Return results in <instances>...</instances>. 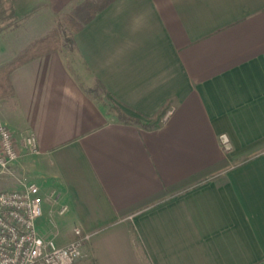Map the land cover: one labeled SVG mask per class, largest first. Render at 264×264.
<instances>
[{"label":"crops","instance_id":"1","mask_svg":"<svg viewBox=\"0 0 264 264\" xmlns=\"http://www.w3.org/2000/svg\"><path fill=\"white\" fill-rule=\"evenodd\" d=\"M76 1L0 0V66ZM73 43L12 70L0 99L39 150L15 173L68 207L56 244L78 226L74 264H264V0H114ZM114 108L165 113L143 128Z\"/></svg>","mask_w":264,"mask_h":264},{"label":"built area","instance_id":"2","mask_svg":"<svg viewBox=\"0 0 264 264\" xmlns=\"http://www.w3.org/2000/svg\"><path fill=\"white\" fill-rule=\"evenodd\" d=\"M38 153L34 133L25 130L14 134L0 121V180L15 177L14 167L22 155ZM16 179L17 188L0 186V264H74L84 258L90 233L73 226L71 240L58 246L53 236L45 237L39 231L44 202L49 205L48 221L54 227L52 216H63L68 210L58 203L56 193L50 191L42 197L35 183L26 177Z\"/></svg>","mask_w":264,"mask_h":264},{"label":"trees","instance_id":"3","mask_svg":"<svg viewBox=\"0 0 264 264\" xmlns=\"http://www.w3.org/2000/svg\"><path fill=\"white\" fill-rule=\"evenodd\" d=\"M114 0H77L69 10L56 19L54 27L43 37L30 42L20 50L9 62L0 66V99L9 96V74L15 68L24 63L59 50L66 46L73 51V36L89 23L96 14L104 10ZM98 85L88 88L87 91L93 96H98ZM117 118L123 122H132L143 128H156L160 125L165 113V108L160 109L150 118L132 117L114 108Z\"/></svg>","mask_w":264,"mask_h":264},{"label":"rangeland","instance_id":"4","mask_svg":"<svg viewBox=\"0 0 264 264\" xmlns=\"http://www.w3.org/2000/svg\"><path fill=\"white\" fill-rule=\"evenodd\" d=\"M9 41V38L5 39V40H1V43H6ZM96 84H94L92 87H95ZM98 90V88H97ZM101 93V92H99ZM99 93H97L99 95ZM100 96V95H99ZM19 167V165H18ZM16 167V169L18 168ZM15 168V167H14ZM15 169V170H16ZM26 175V174H25ZM24 174H20V171L17 172L15 174V177H19V178H22V177H26ZM15 177H12V176H9L7 177L6 180H4V184H5V187L4 188H17L19 187V183L17 182V179ZM3 184V185H4ZM45 216H42V218L40 219V221L38 222V227H39V231L42 235H44L45 237H49V236H53L54 239H56L57 237L60 236L59 234V230H57L55 227H54V223L51 225L50 222L46 219H44ZM65 245V244H64Z\"/></svg>","mask_w":264,"mask_h":264}]
</instances>
